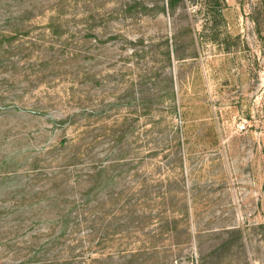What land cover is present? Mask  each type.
<instances>
[{"label":"rangeland","instance_id":"374dc122","mask_svg":"<svg viewBox=\"0 0 264 264\" xmlns=\"http://www.w3.org/2000/svg\"><path fill=\"white\" fill-rule=\"evenodd\" d=\"M170 4L0 0V264H264V0Z\"/></svg>","mask_w":264,"mask_h":264},{"label":"trees","instance_id":"16d2710c","mask_svg":"<svg viewBox=\"0 0 264 264\" xmlns=\"http://www.w3.org/2000/svg\"><path fill=\"white\" fill-rule=\"evenodd\" d=\"M178 0H171V4H170V6H171V9L172 10H174L175 9V3L177 2ZM94 190V188H91L90 189V192H92Z\"/></svg>","mask_w":264,"mask_h":264}]
</instances>
